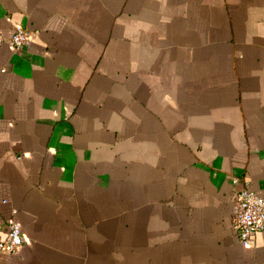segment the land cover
I'll list each match as a JSON object with an SVG mask.
<instances>
[{
    "label": "crops",
    "instance_id": "0c3cea01",
    "mask_svg": "<svg viewBox=\"0 0 264 264\" xmlns=\"http://www.w3.org/2000/svg\"><path fill=\"white\" fill-rule=\"evenodd\" d=\"M15 23L0 264H264L235 229L237 191L264 195V0H0Z\"/></svg>",
    "mask_w": 264,
    "mask_h": 264
},
{
    "label": "built area",
    "instance_id": "2783aa9c",
    "mask_svg": "<svg viewBox=\"0 0 264 264\" xmlns=\"http://www.w3.org/2000/svg\"><path fill=\"white\" fill-rule=\"evenodd\" d=\"M33 31L21 23H15L13 32L7 36L0 32V44L10 40L16 47L27 46L31 42ZM5 70V68H3ZM28 155L25 151L19 158ZM237 181V177H234ZM235 229L244 245H249L256 232L264 230V195L250 187L248 182L237 191V209ZM24 241V232L20 222L12 217L6 236L0 240V252H17Z\"/></svg>",
    "mask_w": 264,
    "mask_h": 264
}]
</instances>
